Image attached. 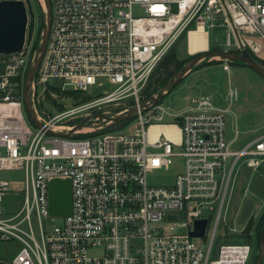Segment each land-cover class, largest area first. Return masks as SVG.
Masks as SVG:
<instances>
[{
  "label": "built area",
  "instance_id": "obj_1",
  "mask_svg": "<svg viewBox=\"0 0 264 264\" xmlns=\"http://www.w3.org/2000/svg\"><path fill=\"white\" fill-rule=\"evenodd\" d=\"M48 2L47 40L28 88L43 127L23 100L32 39L0 54V173L23 174L18 189L0 177V264H248L251 242L216 243L245 230L228 223V202L237 172L264 167V132L228 138V108L209 97L173 112L154 102L160 90L145 91L160 62L199 27H225L223 51L259 54L264 0ZM50 85L92 97L46 120L36 102ZM152 125L174 129L151 137ZM175 166L171 179H151ZM66 178L71 212L50 216L48 184ZM203 219V236H190Z\"/></svg>",
  "mask_w": 264,
  "mask_h": 264
},
{
  "label": "rangeland",
  "instance_id": "obj_2",
  "mask_svg": "<svg viewBox=\"0 0 264 264\" xmlns=\"http://www.w3.org/2000/svg\"><path fill=\"white\" fill-rule=\"evenodd\" d=\"M23 1L27 11L25 40L32 39V48L36 47L37 50L43 33L45 6L41 4L42 0ZM206 30L209 36L207 51L225 48V27H206ZM261 43L263 50L255 56L257 61L264 63V42ZM186 46L184 40L176 44L160 62L145 91L146 95L161 90L176 74L173 62L166 65L170 57L181 62L180 70L190 59L206 52L191 53ZM203 62L205 65L199 67L198 65ZM223 62L224 60L219 57L199 60L181 78L178 85L162 98V101L171 111L179 112L191 106L192 99L200 96L209 97L216 105L228 108L226 113L228 138L237 134L241 141H245L256 133L264 132V78L240 62L229 61V70L225 71L222 68ZM235 89L237 96L230 97L229 91ZM37 97H39L36 102L37 110L47 120L56 112L92 96L76 91H64L58 85H50L43 90L39 89ZM120 106L122 104L114 109ZM111 107L106 106L102 109ZM75 122L76 120H70L66 124L71 125ZM177 168L178 166H175L169 171H157L151 179L156 182L167 181L173 177ZM0 177L8 179L16 189L22 185L21 171L1 172ZM247 185L249 189L245 192ZM227 221L231 227L239 228L245 225V230L242 233H226V236L219 238L216 244L251 242L252 255L248 264H257L260 235L264 224V167L256 172L240 170L236 173L228 202Z\"/></svg>",
  "mask_w": 264,
  "mask_h": 264
},
{
  "label": "water",
  "instance_id": "obj_3",
  "mask_svg": "<svg viewBox=\"0 0 264 264\" xmlns=\"http://www.w3.org/2000/svg\"><path fill=\"white\" fill-rule=\"evenodd\" d=\"M46 6L45 21L43 26V33L41 36V42L38 46L37 53L34 61L32 62L24 83L23 100L26 114L31 122L38 127H43L32 110L30 99L28 95V88L32 77L37 70L41 58L43 56L48 29L50 25V5L48 0H44ZM27 27V11L23 0H1L0 1V54H12L22 50L25 43ZM211 57H219L231 62H240L254 72L264 78V63L254 59L246 49H241L239 53L230 51H206L190 59L171 79L170 81L159 91L154 102L162 99L167 95L174 87L178 85L181 78L192 69V66L199 60ZM132 111H129L126 115L115 117V121H120L125 118H129ZM84 120H82L75 129H79ZM51 134H57L49 131ZM67 133L66 135H68ZM70 179H52L48 184V213L50 216H66L70 214L72 208V192H71ZM207 221L196 220L194 222V230L190 232V236L200 237L205 232ZM257 264H264V224L260 235Z\"/></svg>",
  "mask_w": 264,
  "mask_h": 264
},
{
  "label": "bare ground",
  "instance_id": "obj_4",
  "mask_svg": "<svg viewBox=\"0 0 264 264\" xmlns=\"http://www.w3.org/2000/svg\"><path fill=\"white\" fill-rule=\"evenodd\" d=\"M208 42H209L208 33L202 27H199L198 29L191 30L188 33L187 42H186L187 49L191 53L206 50L208 48ZM171 129H174V127H171L169 125H162V126L152 125L149 129V135L152 137L159 130H164L167 134H169V132H171Z\"/></svg>",
  "mask_w": 264,
  "mask_h": 264
},
{
  "label": "trees",
  "instance_id": "obj_5",
  "mask_svg": "<svg viewBox=\"0 0 264 264\" xmlns=\"http://www.w3.org/2000/svg\"><path fill=\"white\" fill-rule=\"evenodd\" d=\"M35 48H36V47H35ZM249 54H250L254 59L257 60L256 56H255L252 52L249 51ZM170 62H171V63H170ZM172 62L174 63V74H175V73H177V71L179 70L181 62L174 60V57H170L169 60H168V63H167L166 65H168V64L171 65ZM201 65H205V62L199 64L198 66L200 67ZM163 80H164V79H163ZM163 80H162V81H163ZM163 83H164V82H163ZM69 92H70V91H69Z\"/></svg>",
  "mask_w": 264,
  "mask_h": 264
},
{
  "label": "crops",
  "instance_id": "obj_6",
  "mask_svg": "<svg viewBox=\"0 0 264 264\" xmlns=\"http://www.w3.org/2000/svg\"><path fill=\"white\" fill-rule=\"evenodd\" d=\"M245 171H247V170H245Z\"/></svg>",
  "mask_w": 264,
  "mask_h": 264
}]
</instances>
